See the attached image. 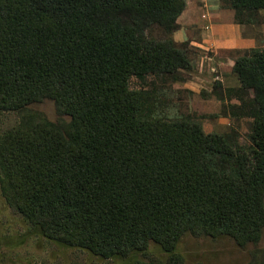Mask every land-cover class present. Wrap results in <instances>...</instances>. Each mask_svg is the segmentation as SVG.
<instances>
[{
	"label": "trees",
	"instance_id": "1",
	"mask_svg": "<svg viewBox=\"0 0 264 264\" xmlns=\"http://www.w3.org/2000/svg\"><path fill=\"white\" fill-rule=\"evenodd\" d=\"M223 1L264 11V0ZM185 4L0 0V110L47 98L68 118L23 120L0 137L2 194L45 237L102 257L150 241L172 251L186 232L227 234L240 246L259 239L264 45L232 67L236 92L249 96L241 99L252 118L244 150L234 132L153 116L143 92L129 86L132 76L175 81L191 69L190 50L172 38ZM126 264L182 260L171 252L165 262Z\"/></svg>",
	"mask_w": 264,
	"mask_h": 264
},
{
	"label": "rangeland",
	"instance_id": "2",
	"mask_svg": "<svg viewBox=\"0 0 264 264\" xmlns=\"http://www.w3.org/2000/svg\"><path fill=\"white\" fill-rule=\"evenodd\" d=\"M263 13L264 11H257L258 21H263ZM149 34L158 37L159 31L154 28ZM188 49L191 69L180 72V78L184 79L174 81L169 77L152 76L139 79L132 76L129 79L130 88L143 92L153 116L193 118L201 122L205 133L234 132L237 147L244 150L249 144L247 135L252 118L243 115L246 110L243 109L241 99L249 96L244 91L243 94L236 92L234 88H217L213 84L214 78H208L209 75L202 79L197 73V61L201 53L192 48ZM194 80L201 81V84L196 85L198 92L183 86V82ZM212 94L220 102L209 104L201 100ZM229 97L236 99V102H225ZM57 110L55 102L47 98L22 110H0V137L23 120H68L66 116H59ZM171 252L181 257L182 264H259L264 262V226L259 239L244 246L238 245L227 234L211 236L186 232L176 241L172 251L150 241L144 249H132L124 255L102 257L85 248L69 246L45 237L38 226L31 224L6 202L0 187V264L152 263L167 261Z\"/></svg>",
	"mask_w": 264,
	"mask_h": 264
},
{
	"label": "crops",
	"instance_id": "3",
	"mask_svg": "<svg viewBox=\"0 0 264 264\" xmlns=\"http://www.w3.org/2000/svg\"><path fill=\"white\" fill-rule=\"evenodd\" d=\"M185 1L172 33L173 40L200 51L197 73L202 79L209 75L208 78L213 77V84L219 89L238 88L239 81L232 67L238 56L264 45V22L257 20V11L236 10L223 0ZM198 84L201 81L183 82V86L193 92L199 91ZM213 95L201 100L209 104L220 102ZM227 100L236 102L230 97L225 102Z\"/></svg>",
	"mask_w": 264,
	"mask_h": 264
}]
</instances>
